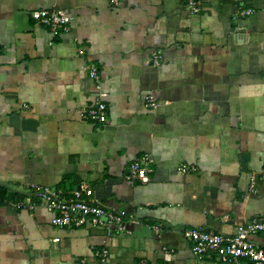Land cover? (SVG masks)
Wrapping results in <instances>:
<instances>
[{
	"label": "crops",
	"instance_id": "1",
	"mask_svg": "<svg viewBox=\"0 0 264 264\" xmlns=\"http://www.w3.org/2000/svg\"><path fill=\"white\" fill-rule=\"evenodd\" d=\"M198 3L0 0V186L70 199L86 185L85 198L139 221L108 233L55 226L43 205H0V264H229L220 250L195 255L184 229L234 234L264 217V0ZM56 8L72 17L58 35L32 15ZM92 65L104 123L81 116L98 93ZM144 154L150 181L128 180ZM253 238L264 246V232Z\"/></svg>",
	"mask_w": 264,
	"mask_h": 264
},
{
	"label": "built area",
	"instance_id": "2",
	"mask_svg": "<svg viewBox=\"0 0 264 264\" xmlns=\"http://www.w3.org/2000/svg\"><path fill=\"white\" fill-rule=\"evenodd\" d=\"M115 2L118 0H114ZM187 8L196 13L201 10L198 0H186ZM253 12L248 8L241 13L248 15ZM33 17L44 26H47L53 34L58 35L63 30L70 28L72 17L64 9H49L33 12ZM1 50V47H0ZM162 53H154L153 64L161 65ZM90 78L93 80L97 94L93 102L81 112L84 119L104 123L108 120V103L102 92V83L98 68L90 67ZM145 104L148 107H156L158 100L153 94L145 96ZM153 159L149 154H144L132 161L126 178L139 180L143 183L150 181V173L153 171ZM182 172H190L196 169L194 165L180 164ZM16 190V189H14ZM251 190L258 192L255 177L251 179ZM22 192L20 190H16ZM23 197H0V205H11L17 209L36 207L43 205L53 213L51 222L59 227L98 226L105 228L108 233L130 232V222H139L125 208H111L102 204L97 199H87L94 194L89 186H80L74 190L73 196L67 199L62 196V191L31 185L30 189L23 191ZM157 225L155 230L160 231ZM264 232V217L253 218L237 227L234 234L212 233L200 227H186L184 235L192 241V251L197 256H204L208 251L220 250L225 255L229 264H264V246L257 243L253 236ZM59 240V237L55 239ZM109 252L106 248L100 251V256L106 259ZM145 260L142 264H146Z\"/></svg>",
	"mask_w": 264,
	"mask_h": 264
},
{
	"label": "trees",
	"instance_id": "3",
	"mask_svg": "<svg viewBox=\"0 0 264 264\" xmlns=\"http://www.w3.org/2000/svg\"><path fill=\"white\" fill-rule=\"evenodd\" d=\"M0 197L21 198L23 197V193L0 186Z\"/></svg>",
	"mask_w": 264,
	"mask_h": 264
}]
</instances>
